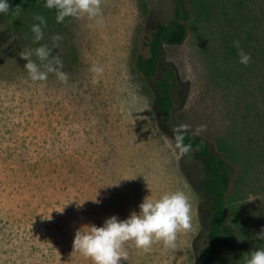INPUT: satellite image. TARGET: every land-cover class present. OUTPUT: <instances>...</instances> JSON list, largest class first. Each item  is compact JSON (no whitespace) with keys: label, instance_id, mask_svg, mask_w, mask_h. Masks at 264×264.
Segmentation results:
<instances>
[{"label":"rangeland","instance_id":"1","mask_svg":"<svg viewBox=\"0 0 264 264\" xmlns=\"http://www.w3.org/2000/svg\"><path fill=\"white\" fill-rule=\"evenodd\" d=\"M250 1L264 14V0ZM187 4L186 38L166 45L158 66V76L174 67L178 79L172 126L160 120L155 80L141 75L135 56L148 54L157 22L174 17V0H101L96 17H71L40 41L0 14V264H92L73 250L77 229L113 214L124 219L146 196L176 190L191 204L190 228L177 233L176 248L154 241L145 251L128 241L122 264H201L208 171L194 148L179 154V125L213 148L217 137L240 148L245 169L227 217L238 232L231 264L264 248L254 238L264 227V66L228 56L230 25L221 8ZM255 31L264 35L263 20ZM41 44L61 57L67 82L54 72L43 81L29 77L20 54ZM29 59L45 63L34 52Z\"/></svg>","mask_w":264,"mask_h":264},{"label":"trees","instance_id":"2","mask_svg":"<svg viewBox=\"0 0 264 264\" xmlns=\"http://www.w3.org/2000/svg\"><path fill=\"white\" fill-rule=\"evenodd\" d=\"M196 7L221 8L226 23L230 25L228 38L224 47L228 56L237 58V49L232 41L239 39L241 47L251 54L247 66L252 67L258 58L264 66V35H258L255 28L264 14L258 15L246 0H189ZM250 1V0H248ZM175 15L169 21L159 20L156 27L147 37L148 54L138 53L135 56V66L143 77L155 80L158 89L156 107L160 120L165 124L173 123L174 93L178 88V79L174 67L167 69L162 76H158V66L166 45L181 44L186 38L190 18V8L187 0H174ZM228 2V3H227ZM232 3V7L231 4ZM11 9L15 10L17 4L21 6L18 15H13L12 10L5 13L13 22L24 30H28L33 37L31 24L38 23L33 19L35 14L45 17L46 25L43 32H48L52 27H67L71 17H65L58 23L55 19L56 10L44 7V0H9ZM227 3V5H226ZM251 3V1H250ZM183 142L190 144L197 154L203 159L208 177L203 180V189L211 198V216L209 221L208 244L201 247L199 257L201 264H231V254L235 248L237 230L232 222H228L229 208L233 203L231 192L233 183L240 172L245 169V158L241 157L239 147L228 139L217 137L214 139L215 148L201 135L184 131ZM230 202V206L228 203Z\"/></svg>","mask_w":264,"mask_h":264},{"label":"clouds","instance_id":"3","mask_svg":"<svg viewBox=\"0 0 264 264\" xmlns=\"http://www.w3.org/2000/svg\"><path fill=\"white\" fill-rule=\"evenodd\" d=\"M100 5L101 0H44V7L56 10L55 19L58 23L63 22L65 17L85 15L88 18L96 17L100 12ZM20 9L21 6L17 4L15 10H12L9 0H0V14L12 10L13 15H18ZM33 19L38 21L31 24L33 40L40 41L44 35L42 26L47 22L40 14H35ZM60 38L59 34L54 36V40ZM232 44L237 49L239 63L247 65L251 60V54L241 47L239 39H234ZM33 52L41 62H45L43 65L29 59ZM51 52L47 45L41 44L29 52L20 54L26 58L24 68L33 81L46 80L48 73L54 72L60 81L67 82L68 74L62 71L61 57L51 55ZM42 67L46 71L42 70ZM93 71L100 72L102 69L94 67ZM199 127L202 128L204 125ZM186 128V125H179L173 129L180 155L187 153L191 148L190 144L183 142V130ZM190 212L189 198L182 190L165 192L157 199L146 196L139 204V211H132L124 219L113 214L105 218L100 226L82 225L74 235L73 250L90 258L92 264H122V259L127 260L128 257L125 247L128 241H132L137 248L145 251L149 250L154 241H162L165 247L174 249L177 233L190 228ZM254 238L264 240V227L254 234ZM245 264H264V248L252 250Z\"/></svg>","mask_w":264,"mask_h":264}]
</instances>
